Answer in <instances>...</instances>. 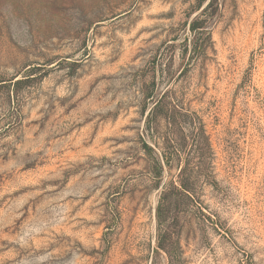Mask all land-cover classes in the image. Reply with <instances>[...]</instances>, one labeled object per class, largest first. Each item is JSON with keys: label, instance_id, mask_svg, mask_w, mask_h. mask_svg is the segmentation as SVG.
<instances>
[{"label": "rangeland", "instance_id": "obj_1", "mask_svg": "<svg viewBox=\"0 0 264 264\" xmlns=\"http://www.w3.org/2000/svg\"><path fill=\"white\" fill-rule=\"evenodd\" d=\"M0 264H264V0H0Z\"/></svg>", "mask_w": 264, "mask_h": 264}, {"label": "trees", "instance_id": "obj_2", "mask_svg": "<svg viewBox=\"0 0 264 264\" xmlns=\"http://www.w3.org/2000/svg\"><path fill=\"white\" fill-rule=\"evenodd\" d=\"M198 26H192V30H195ZM173 189L178 195H182L184 198H191V194L187 187L181 183L180 185H174ZM174 197L170 196L167 193H164L162 199L158 205V239H157V248L156 251H165L170 257L175 254L176 251V243L173 239V232L169 230L167 227L163 228L162 216H163V208L164 210H168L169 207L173 205ZM165 226V225H164Z\"/></svg>", "mask_w": 264, "mask_h": 264}]
</instances>
